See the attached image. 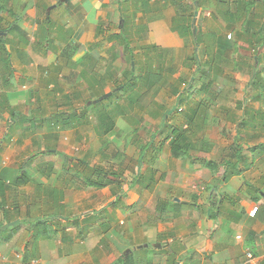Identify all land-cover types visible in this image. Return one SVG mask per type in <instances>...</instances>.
<instances>
[{"label": "crops", "instance_id": "crops-1", "mask_svg": "<svg viewBox=\"0 0 264 264\" xmlns=\"http://www.w3.org/2000/svg\"><path fill=\"white\" fill-rule=\"evenodd\" d=\"M139 1L0 0V104L6 103L0 113V227L26 222L18 233L0 229V264H264V89L251 83L255 68L264 79V46L261 59L248 50L237 60L233 55L244 54L242 50L224 46L231 33L223 36L211 27L213 37L206 36L210 39L205 38L203 55L199 44L187 57L193 75L186 96L178 94V85L168 84L182 101L177 97L171 108L178 102L174 113H183L182 120L175 122L172 115L171 122L188 128L192 155L175 157L169 139V146L161 145L158 160L142 174L139 147L134 177L137 170L141 175L127 184L122 176L127 170L124 173L119 163L104 170L64 153L74 144L72 133L88 123L84 120L92 121L95 129L94 116L81 104L109 92L114 96L122 88L115 87L125 76L123 56L128 57L116 38L119 31H103V24L117 23L118 30L123 29L120 2ZM148 1L147 7L157 2ZM225 1L212 6L217 11ZM66 2L77 7L64 8ZM159 2L156 17V10L146 15L144 8L128 9V15H134L135 24L147 23L157 31L160 42H180L175 38L176 7L174 16H166L165 2L173 1ZM209 10L205 14L213 22ZM130 28L133 41L145 38L146 29L138 34L137 26ZM196 54L202 66L196 64ZM93 60L100 64L93 66ZM104 61L111 65L104 68ZM61 72L69 76L66 82L60 80ZM73 76L86 81L88 96L72 86ZM203 100L209 108L189 121L187 116ZM49 102L55 106L45 107ZM110 107L104 109L114 124L109 133L95 129L101 137L117 124ZM158 107L149 115L161 117L171 109L170 103ZM13 116L33 117L35 123L17 122ZM62 153L64 160L51 157ZM123 154L117 151L113 157ZM206 160L224 166L229 162L233 169L227 181L204 165ZM86 178L105 185L96 187ZM151 197L156 203L147 206ZM88 216L95 217L92 227L85 223ZM47 217L52 219L40 220ZM53 222L56 235L49 231Z\"/></svg>", "mask_w": 264, "mask_h": 264}, {"label": "rangeland", "instance_id": "rangeland-1", "mask_svg": "<svg viewBox=\"0 0 264 264\" xmlns=\"http://www.w3.org/2000/svg\"><path fill=\"white\" fill-rule=\"evenodd\" d=\"M190 1V0H189ZM192 1V0H191ZM203 2H201V4L199 6H197L198 8L195 9L194 8V12L192 10L191 13V18L190 20H192V23L194 21V18H196V23L195 25L197 26V33H200L198 35V43L196 45H194V43L192 44V42L189 43V45H186V42L184 40V38L180 35V33L177 31V28L174 27L175 34H176V39L179 38L180 42H178L177 39V43L175 41H172L174 38L169 39V40H162V42H160L161 39H159V35L157 33V31H151L148 24H143V25H139L137 24V28L136 30L138 31V34H140L142 31H144L145 29L146 34H145V38L142 39V41H133L131 48H133V53L136 55V53L138 54L136 56V59L138 60V63L135 64V62H131L128 52L126 50L125 51V56H127V60H125V57L123 56L124 62H123V68H125L123 70V68L121 70H123V72H125V76L121 77L119 82L123 83L127 80L129 74H126L128 71H132L134 73V75H137L140 71V65H144L147 61V55H150L152 52H156V53H162L164 60H161L160 58H158V63L156 64L157 70L159 71V66L163 67V75H165V79L168 80V82L171 85H175V86H179L180 90L182 91H187V85L188 82L192 79V68H187V57L191 56V54H193V50L197 48V45H199V54L203 53V49H204V42L207 40L209 41V39L211 37H213L212 35V28L217 31L219 34H222L223 36H229V34L231 33V40L229 42L232 43V45H234L235 41L239 42V47L240 50H242V52L244 54H234L233 56L239 60L241 58L242 55H246L245 53L248 52V50L250 51V53H254V48L251 47L247 42H243V44L247 47H242L241 46V42L239 39V31L241 30V26L242 23H244L246 20L245 18H247L243 13L237 12V9L239 7H242L243 10H245L244 8V4L243 2H238L239 0H224L226 3L224 5L223 3V7L222 8H217L214 9V7L212 6L213 2H218V0H201ZM146 2H149L148 0H140L139 2H120V4L122 5V9H124V11L126 12L124 15L127 18H130V15H128L129 10L131 9V12L135 11L136 9L142 10L144 8V5L146 4ZM254 2H252L251 5H253ZM64 8H71V9H75L77 7V3L76 2H66L63 3ZM153 4V5H152ZM198 3H196L197 5ZM129 5H132L131 8H129ZM158 2H151V8L153 10H156L154 16L156 17L157 15H160L161 13V8L158 7ZM169 9H167V15H171L174 16L175 15V9L172 5V3L169 2L168 4ZM125 7V8H124ZM213 7V9H212ZM149 8V7H147ZM126 9V10H125ZM209 10L212 12V16H213V22H211L210 20L207 19L206 17V10ZM223 9H226L227 12L226 14L228 15H224V11H222ZM225 10V11H226ZM231 11V12H228ZM137 11V10H136ZM246 11V10H245ZM250 11V10H247ZM197 12V14H196ZM235 13V16L238 18H236V23H234V28L232 26V28L230 27V24H228V20H231V15ZM136 16L144 19V17H142L140 15V13L136 14ZM153 16V17H154ZM176 16V15H175ZM174 18V17H173ZM242 19V20H240ZM238 20V21H237ZM144 21V20H143ZM211 22V23H209ZM117 24V23H116ZM115 24V26H111V24H103V31L106 32H110V31H119L117 25ZM227 26H226V25ZM141 26V27H139ZM212 27V28H211ZM201 29V30H200ZM126 33L128 36L132 37V33H131V28L129 29L128 27L126 28ZM199 31H202L199 32ZM124 32L123 29H121V32L119 34V36H116L117 40L120 42H122L123 38H122V33ZM229 33V34H228ZM205 36V37H204ZM206 36L210 37L208 39V37L206 38ZM158 37V38H157ZM195 37V36H194ZM238 37V38H237ZM197 38V36H196ZM206 38V40H205ZM50 41V40H49ZM157 42V43H155ZM202 42V43H201ZM51 49L53 47V49L58 50L57 47L55 45H53L52 42H49ZM157 45L156 49L153 51L151 49L152 45ZM122 45V44H121ZM236 45V44H235ZM122 47L124 48V46L122 45ZM122 47H119V49H122ZM238 47V49H239ZM165 48V49H164ZM167 48H169L168 50H166ZM198 49V48H197ZM123 50V49H122ZM152 50V51H151ZM140 55V56H139ZM203 54H201L202 56ZM251 56V55H250ZM249 56V58H250ZM195 57H197V54L195 55ZM195 60V58H194ZM122 62V61H121ZM121 62L119 61L118 64H121ZM160 62H163L162 64ZM251 62L253 61V57L251 59ZM111 63H113V60L111 61ZM111 63L109 61H104L103 67H107L108 65H111ZM100 63L96 62V61H92V65H98ZM204 64V63H203ZM217 64V63H216ZM220 67V66H219ZM226 67V66H225ZM229 67V66H227ZM115 69V68H114ZM118 71H116L117 73ZM132 73V75H133ZM48 73H45V75H47ZM161 74V75H162ZM61 77L60 80L62 82H66L69 76H65L66 74L61 72ZM194 77V76H193ZM73 80V84L72 86L77 87V89H82L85 90V94L88 96L91 92V88L86 85V81L85 80H81V78H75L74 76L71 78ZM179 79H181L183 82H180ZM36 80H39V78H36ZM168 83V84H169ZM169 84V85H170ZM185 86V87H184ZM184 87V88H183ZM90 88V89H89ZM116 88V87H115ZM121 88V87H118ZM69 89V88H68ZM117 89V88H116ZM94 91H96V89L94 88ZM95 93V92H93ZM120 94H124L123 92L120 93V91H118L114 96H110L106 99H104L103 101H100L98 103H94L91 105H88L89 102L95 101L96 99H98L100 96H98L97 98H94V100H90L87 102L82 103V108L85 107V104L87 105L86 107H88L87 109L90 110L91 112H88L90 115L93 116L94 114V110L98 112H102V110L104 108L107 107V105L111 106V113L115 116L114 121L117 122V124L115 125V129L113 130L112 133H110L109 135L106 136H102L104 138H102L100 135H98L93 127L92 121H87L84 120L85 122V127H79L77 129L78 132H73V139H74V144H72V146H69V149L67 152H64L65 154H72L75 157H82L87 159L88 161H90V164L92 165H99L102 168H104V170H110L117 166V163H119V165L121 166L122 169H124V173L126 171V176L122 175L123 178H125L124 181H126V183L128 184L129 182H131L132 180L135 179V170L138 169V159L135 157L138 154V148L142 147L146 144V142L148 141L147 136L151 135L153 133H156L157 130H159L160 125L162 124V119L161 117H153L150 116L148 112H150L152 109L156 110V108H159V103L160 104H167L170 103V108L174 105L177 97L179 96L178 94H172V92L170 91L168 86H164V88H158V90L156 91V94L154 96L150 97V100L152 105H147L145 108H136L134 111L135 113L129 112L130 115H126L124 113V111L122 110L123 108V104L125 103L124 99H120L119 95ZM104 95V94H103ZM102 96V95H101ZM179 103H181V97L179 99ZM124 102V103H123ZM58 104V103H57ZM38 106L40 104H37ZM52 106H55V104L52 103H47L45 104V107L51 108ZM60 105H58L59 107ZM167 107V106H165ZM76 108V107H75ZM73 108V109H75ZM85 114V113H84ZM172 115L174 118V121L178 122L179 118L183 117V113H180L179 111L176 112V114L173 112L168 118H167V125L165 127V129L163 130L162 133L157 134L154 140V144L155 147L151 148V150L147 151V155L145 158V161L143 164L139 165L140 169H138L140 171V173L145 174L147 172V168L148 166H152L154 164L155 160H158L157 156H160V148L161 145H163V143L165 142V138L167 136V134L170 131V127H176V125H173L172 121ZM178 116V117H177ZM17 117V116H15ZM35 119V118H34ZM45 120V119H44ZM95 120V118H94ZM180 121V120H179ZM182 123V122H181ZM179 125H183L184 124H180L177 123ZM177 125V126H179ZM136 128H139V131H136ZM162 128H164V126H162ZM96 133V134H95ZM140 136V138H139ZM142 140V142L140 141ZM139 141L142 143L141 145H137L135 142H137L139 144ZM168 142V140L166 141ZM164 144V146H169L168 143ZM171 141H169L170 143ZM134 146L137 148L135 150ZM121 152L124 153L123 157H120V159H115L113 157V155L116 154V152ZM169 152V151H168ZM56 155V154H55ZM150 160L148 161L149 157ZM52 158L56 157L57 160L61 161L65 159V156L62 154L56 155V156H51ZM135 157V158H134ZM134 158V159H132ZM61 159V160H60ZM143 159V158H142ZM134 161L136 162V165L133 163ZM163 161H159V166L161 165ZM129 164H133L132 168L127 169L128 167H126ZM163 165V164H162ZM61 166H58L57 168H60ZM122 169L120 171H122ZM151 170V169H150ZM128 172V173H127ZM123 173V174H124ZM139 173V174H140ZM144 182H146V180H143ZM156 203V198L155 197H151V199L148 202L147 206H154V204ZM105 213V212H104ZM97 216V215H95ZM104 216V215H103ZM105 217V216H104ZM97 218V217H96ZM40 219V218H39ZM47 219H52V218H44V219H40V220H47ZM95 222V217H91L88 216V218H86L85 223L88 224V226L92 227L94 226ZM22 224L14 226L13 228L9 229V234H13L14 231L18 233L19 229H22L25 226L26 222H21ZM50 224V223H49ZM53 225H51L52 227L49 229L50 232H52V235H56L57 231L54 230V225H56L54 222L52 223ZM50 227L49 225H47V228ZM8 234V235H9ZM0 236H2V234H0ZM14 248V247H13ZM40 258H42V256H40ZM39 262H43L45 263L46 261H40Z\"/></svg>", "mask_w": 264, "mask_h": 264}, {"label": "trees", "instance_id": "trees-1", "mask_svg": "<svg viewBox=\"0 0 264 264\" xmlns=\"http://www.w3.org/2000/svg\"><path fill=\"white\" fill-rule=\"evenodd\" d=\"M159 1L160 0H157L158 4L160 5ZM172 1L173 2H170V3H172V5L176 7V12H177L176 18L174 19V27L177 28V31L184 38L186 45H189L190 42H192V44L194 43V45H196L198 43L197 39H198L199 33H197L198 35L196 34L197 38L195 39L196 36L193 32L192 20H190V18H191L192 10L194 12V8L195 9L198 8L197 5L199 6L201 4V0H197L198 1L197 5H196V2H193V1H191V2H185L184 0H172ZM238 2H243L244 7H245L244 9L246 11L243 10L242 7H239L237 9V12L243 13L247 17V18H245V20L246 19L247 20L244 23H242L241 30L239 31V39H240V42L242 43L241 46L247 47L243 44V42H245V43L247 42L251 47L254 48L255 56H257V58L259 60L261 58L258 55L260 53L261 48L264 46V0H239ZM252 2H254L253 5H251ZM165 3L169 4V2H165ZM159 5H158V7H160ZM147 6H149V2H146V4L144 5L143 13L146 15H147L149 10L150 11L153 10L151 7L147 8ZM1 10H2V8L0 9V12H1ZM136 10H139V9H136ZM247 10H250V11H247ZM228 12H231V11L228 10ZM122 14H123L122 18L124 19V27H123L124 32L122 33L123 40H122L121 44L124 46V49L128 52L130 61L131 62L133 61V62H135V64H137L138 60L136 59V56L133 53V48H131L133 40H132L131 36L127 35L125 30L127 27L128 28L132 27V25H134V26H138V25L135 24V22H134V18H133L134 15L130 16V18H127L124 15L125 11ZM225 15H227V14L225 13ZM236 18L237 17L235 16V13H233L231 15V20L230 21L228 20V24H230L231 28H232V26L234 28L233 24L236 23V21H235ZM240 20H242V19H240ZM101 31H102V28L99 30V32H101ZM120 32H121V30H119V33L117 36H119ZM222 41L223 40H220L221 44H222ZM235 44L238 47L240 45L238 41H235L233 46H235ZM230 45H232L231 42H229V44L224 42L225 47H229ZM238 47H236V48H238ZM156 48L157 47L155 45L151 46V49L153 51ZM229 48H231V46ZM162 55H163L162 53H156V52H152L150 55H147V61L144 65L139 66L140 71L137 75H134V73L132 71H130V72L128 71L126 73V74H129V75H126V76H128L127 80L123 83H118L116 85V88L122 87L121 89H119V91H120V93L121 92L124 93V94L119 95V98L124 99V101H125L124 106L122 108V110H124V112H132L138 107L144 108L147 105H152V103H151L152 100H150V97L154 96L156 94V91L158 90L159 87L161 88L164 86L165 87L168 86L169 82L167 79H165V75L162 74L164 71L163 67L158 65L159 69H160L159 71L157 70V67H156V64L158 63V58H160L161 60H164V57ZM195 62H196V64L202 66V63H200V61L197 59V57H195ZM160 63L162 64L163 62H160ZM132 73H133V75H132ZM252 74H253L252 81H251L252 85H255L256 89H258L259 86H261L260 88L263 90L264 89V79L259 74L257 68H255V71H253ZM174 91L176 92V89ZM179 93L181 94L182 98L184 97V95L186 96V91L180 90L178 92V94ZM259 95H262V93H259ZM87 102H86V104H87ZM1 103L2 104H0V113L3 112L1 110L4 109L5 104H6L3 102H1ZM86 104H85V109L88 110L87 109L88 107H86L87 106ZM208 108H209V103L207 101L203 100L201 103L198 104L197 108L193 110V114L191 115V117L187 116L190 119L189 121H194L195 117L199 113L205 112ZM93 112H94L93 116L95 118L94 122H95L96 131L99 134L109 133L112 130V127L114 124L110 118V117H112L111 114L107 113V110H105V109H103L101 113L98 112V110L97 111L94 110ZM1 115H0V117H1ZM63 115L65 116L64 113L60 114V116H62V117H63ZM160 116L163 118V112ZM59 118L60 117H58L56 119V121H59L60 120ZM14 119H16L17 122L19 121V119L21 120V118H16V117H14ZM24 120L30 121L31 123H35V119L33 117L32 118H26V119L23 118V120H21V121H24ZM167 121L168 120H166L164 125L163 124L160 125L159 130H157L156 133H153V134L147 136L148 141L143 146V148H142L143 151H142L141 156H140V158H143L144 161H145V158L147 155L146 152L151 150V148L155 147V144L152 143L153 135L154 134L157 135V134L162 133L163 130L165 129V127L168 126ZM70 122L71 121H69V120L66 121V123L71 124ZM162 126H164V128H162ZM136 131H139V128H136ZM139 138H140V136H139ZM169 139H171L170 148H171V151L175 157H177V158L184 157L185 158V157H188L189 155H192V151L190 148L192 145V141H191L190 135L188 133V128H184L183 125H179L176 127H173V126L170 127V131L164 140L166 142ZM143 154H146V155H143ZM119 156H121V154ZM204 165L209 167L215 173L219 172L221 179L224 181H227V179L230 175V173H229L230 168L233 169L232 167H228L229 162H227L226 166H224L219 161L206 160L204 162ZM223 169H224V172L222 173ZM140 175H139V172L137 170L136 178L133 180V183L137 182ZM85 180H86V183H89V184L94 183L96 187H101L102 185H105V183H103L101 181H92L89 178H86Z\"/></svg>", "mask_w": 264, "mask_h": 264}, {"label": "water", "instance_id": "water-1", "mask_svg": "<svg viewBox=\"0 0 264 264\" xmlns=\"http://www.w3.org/2000/svg\"><path fill=\"white\" fill-rule=\"evenodd\" d=\"M197 14V12H196ZM196 23V18H194V21L192 23V26H193V32L196 36L197 34V26L195 25ZM113 94V92H109V93H106L104 94L103 96H100L98 99H96L95 101H92V102H89L88 105H91V104H94V103H98L106 98H108L109 96H111ZM180 99V96H178V100ZM178 102L177 104L169 109V110H166L164 115H163V120H162V123L164 124V122L166 121V119L173 113L177 110V107H178ZM155 137H156V134L153 136V139H152V143H154V140H155ZM143 163V159L141 158L140 159V165ZM139 169H140V166H139ZM20 221L19 220H15L13 222H10V223H7V224H4L3 226L0 227L1 230H7L9 228H13L15 225H17ZM176 264H179V262H177Z\"/></svg>", "mask_w": 264, "mask_h": 264}, {"label": "clouds", "instance_id": "clouds-1", "mask_svg": "<svg viewBox=\"0 0 264 264\" xmlns=\"http://www.w3.org/2000/svg\"><path fill=\"white\" fill-rule=\"evenodd\" d=\"M166 120H167V119H166ZM165 122H166V121H165ZM165 122H164V123H165ZM162 124H163V123H162ZM163 125H164V124H163ZM154 135H155V134H154ZM154 135H153V136H154ZM179 263H180V262H179Z\"/></svg>", "mask_w": 264, "mask_h": 264}, {"label": "built area", "instance_id": "built-area-1", "mask_svg": "<svg viewBox=\"0 0 264 264\" xmlns=\"http://www.w3.org/2000/svg\"><path fill=\"white\" fill-rule=\"evenodd\" d=\"M250 255V254H249ZM179 264H182L181 262Z\"/></svg>", "mask_w": 264, "mask_h": 264}]
</instances>
